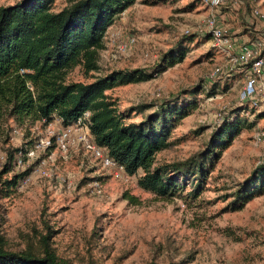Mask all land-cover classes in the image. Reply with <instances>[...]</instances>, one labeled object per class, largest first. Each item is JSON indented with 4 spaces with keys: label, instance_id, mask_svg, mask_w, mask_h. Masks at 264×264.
<instances>
[{
    "label": "rangeland",
    "instance_id": "rangeland-1",
    "mask_svg": "<svg viewBox=\"0 0 264 264\" xmlns=\"http://www.w3.org/2000/svg\"><path fill=\"white\" fill-rule=\"evenodd\" d=\"M16 1L0 0V5ZM69 1L55 0L52 10ZM222 2L215 15L223 27L244 38L264 32V0ZM207 13L200 0H135L104 33L94 77L111 70L151 69L179 40L185 49L180 62L151 79L105 91L124 112L163 99L197 100L172 130L169 145L155 153L153 166L184 160L203 149L222 118L239 109L240 79L209 47L203 33ZM126 35H132L135 43L119 55L118 45ZM215 67L221 71L208 82ZM67 79L88 82L91 77L76 67ZM194 88L198 91L192 96L189 92ZM151 110L128 112L129 120L137 121ZM246 112L238 115L253 122L252 127L242 129L221 152L194 198L158 197L143 191L136 184L140 171L125 181L116 179L79 147L69 146L64 152L51 147L18 158L13 171L30 168L24 175L28 181L16 184L6 196L0 192V234L6 249H22L25 241H36L49 230L55 254L69 264H264V191L239 210L226 209L231 193L264 162V143L252 140L256 132H264V111ZM8 124L14 128L8 135L9 148L44 136L46 127L53 135L58 129L56 118L46 125L34 122L28 133L25 123L23 128ZM1 149L0 164L5 158ZM93 181L100 185L99 194L91 192ZM189 189L186 185L181 193ZM123 193L135 202L123 198Z\"/></svg>",
    "mask_w": 264,
    "mask_h": 264
},
{
    "label": "trees",
    "instance_id": "trees-1",
    "mask_svg": "<svg viewBox=\"0 0 264 264\" xmlns=\"http://www.w3.org/2000/svg\"><path fill=\"white\" fill-rule=\"evenodd\" d=\"M54 1L18 0L0 5V147L5 155L0 165L2 196L14 189L30 169L13 171L18 158L24 160V153L33 143L29 139L20 147L9 148L12 127L8 121L18 128L27 124L28 133L36 121L46 125L56 118L66 126L85 111L89 113L88 127L94 143L127 175L140 171L136 184L141 190L158 197L197 196L221 152L253 122L239 116L238 107L230 117L222 118L203 149L184 160L153 166L155 153L169 145L172 130L196 107L197 100L163 99L155 104L141 103L124 112L117 109L115 99L105 91L149 80L180 62L185 53L181 40L151 69L111 70L94 77L91 74L98 70L97 58L106 29L135 0H71L53 11ZM76 67L91 80H68V73ZM196 88L189 94L193 96ZM147 109L152 110L139 120H129L130 112L143 113ZM7 173H11L8 178L4 177ZM186 185L190 189L182 194ZM263 191L264 162L231 193L226 209L239 210ZM123 198L135 202L127 193ZM50 238L48 230L36 241H25L22 249L9 251L0 234V264H69L55 254Z\"/></svg>",
    "mask_w": 264,
    "mask_h": 264
},
{
    "label": "built area",
    "instance_id": "built-area-1",
    "mask_svg": "<svg viewBox=\"0 0 264 264\" xmlns=\"http://www.w3.org/2000/svg\"><path fill=\"white\" fill-rule=\"evenodd\" d=\"M200 1L208 7L203 23V33L208 38L209 47L225 58L231 74H239L240 83L236 91L237 107L240 108V112L244 110L245 114L248 109L264 111V32L252 38L237 36L223 27L216 18V9L223 3L222 0ZM123 12L124 10L119 14ZM134 43V37L126 35L118 45L117 53L125 55ZM220 71L218 67L211 70L207 77L208 82ZM88 115L89 113L85 111L72 124L66 126H61L56 119L57 133L53 135L52 129L46 127L44 136L33 141L31 147L24 153L25 157L36 156L39 151L49 149L52 145L63 152L69 146L79 147V150L97 160L101 168L110 170L116 179L127 180L128 175L123 167L115 163L106 155L103 148L94 143L88 127ZM252 140L256 144L264 143V132H256ZM26 181L28 177L24 176L17 184L20 186ZM90 188L92 193H100V185L97 181H93Z\"/></svg>",
    "mask_w": 264,
    "mask_h": 264
},
{
    "label": "crops",
    "instance_id": "crops-1",
    "mask_svg": "<svg viewBox=\"0 0 264 264\" xmlns=\"http://www.w3.org/2000/svg\"><path fill=\"white\" fill-rule=\"evenodd\" d=\"M238 74V73H237ZM239 77V74L237 75Z\"/></svg>",
    "mask_w": 264,
    "mask_h": 264
}]
</instances>
